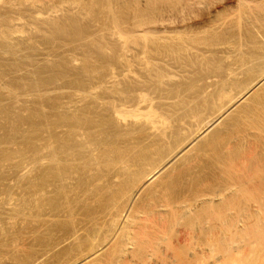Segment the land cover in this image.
<instances>
[{
	"label": "bare ground",
	"instance_id": "1",
	"mask_svg": "<svg viewBox=\"0 0 264 264\" xmlns=\"http://www.w3.org/2000/svg\"><path fill=\"white\" fill-rule=\"evenodd\" d=\"M109 2L108 5L112 6ZM224 2L228 3L229 8H223V11H220L223 12L221 15L211 20L203 30L196 31L197 38L188 36L187 40L180 41L177 45L178 48L174 46L177 49L176 54H178L177 57L175 56L176 58L178 56L181 58L180 55L183 52L185 53L186 50L192 52L202 50L206 54L207 52L211 54L221 53L222 57L225 56L222 61L227 58L232 61L226 60L231 62L228 66V62H224L227 63V68H225L226 70L223 69L225 72L222 73L220 72L222 69L219 70L220 65L216 66L218 68H215V72L218 73L213 72L215 75H211H213L212 79H217L212 81L210 85L204 86L199 95L197 94V97L203 100L198 99V102H195L197 99L194 98L195 100L191 101L195 104L190 102L186 108H183L184 115L176 120L178 122L176 126H181L180 123L188 125L190 121L185 122V119L188 118L193 121L199 120V123L191 133L183 127H181V132H177L180 128L175 129L174 132L171 131L170 133L173 132L174 135L176 132L178 137L173 138L169 135L170 138H173L171 139L173 146H171V149L168 148L170 151L167 153L164 151L165 155L159 156L164 152H162L163 149H158V146L162 147L161 144L168 142L169 139L166 140L167 142L165 141V138L168 137L166 132L171 127L170 123H173V117L177 115L172 112L171 115H168L170 113L168 109H171L168 107L167 110L165 109L168 112L167 114H163L165 112L157 113L152 102L147 100L150 99L147 88L152 89L154 87L153 89H155L160 83L162 84L165 78L173 77L174 73L170 71L167 74L162 75L159 73L153 77L147 74L149 79L144 78L147 81L145 85L143 83L146 88L136 89L138 91H135L134 98H122L116 103L109 99L112 104L109 103L110 106L105 107V111H102L103 113L100 116L94 114L95 112L91 108L80 110L76 109L77 106H74V108L72 105L65 104L61 109L63 112L59 114L57 106L53 107L54 113L51 115L49 126L50 142L48 143H50V184L53 186L50 185L52 187L50 193H53L52 195L55 198L50 195L52 196L50 197L52 198L50 199V208L56 213H64L66 217L71 215L70 217L73 219L74 203L83 202L84 197H81L91 193L87 188L85 189V186L82 187L83 189L80 188L84 185V182H90L82 179L84 177L83 171L86 168L90 169L93 166L99 168V166H102L104 171L108 172H103L104 175L109 174L110 176L108 183L107 179L103 182L109 184L111 189L114 186L112 184L114 181L120 183V190L117 191L116 189L115 191L117 192L118 201L116 203L111 201L112 204L110 203V223L106 225V221V224H96L94 219V223L90 219L92 223L91 226L88 223V229L91 228V231L87 232L90 239L87 248L89 251L86 249V253L81 252L85 254L80 255L81 257L78 256L79 259L77 261L76 258L77 262L74 264H97L101 260L102 256L100 254L103 252L106 254L109 252V256H106V254L105 256L110 260L113 259L116 264H226L231 261L233 255L242 252L241 250L236 251L238 248H235V243H241V239L246 234L245 231L248 230L250 233L253 231L251 229H255L259 223L261 224L262 218H264V0H146L147 5H150V7L160 5L159 13L154 20H151L152 17L150 16L148 23L140 26L136 32L142 36L144 35V37L147 36V39L156 40L161 34L169 35V33L174 32V29H184L185 26L196 20L197 12H203L206 14V18H210V11ZM117 34L120 35V33ZM121 35L124 36L122 33ZM130 35L128 36L129 39L127 38L128 40L126 37L121 36L122 38H120H124V41L120 40L122 41L121 44L114 47L117 48L115 53L117 60H122V58L125 60V56L130 52L128 47L130 48L129 45L131 43L133 45L135 42L133 37L130 40ZM164 38L165 36H161L159 40L166 41L170 37ZM224 40L226 41L224 42ZM156 42L161 41L157 39ZM161 43L164 45L165 42ZM203 47L205 51H203ZM148 48L152 47L149 46ZM167 49L165 47V51ZM133 51L135 52L136 49ZM142 51H145V49ZM141 52L139 54H142ZM171 54L169 53V55ZM133 56L136 58V54ZM216 56L219 55L216 54ZM175 57H171V59L174 60ZM160 60H162V57ZM218 61L216 59L215 62ZM220 62L218 63L221 64ZM130 66L126 71L127 73L131 71ZM209 67L208 69H210ZM121 69L123 70L122 66ZM218 77H220V81ZM145 103L148 104L144 112L141 105ZM191 104H194V106L192 107ZM75 110L82 111L80 112L82 115L80 113V115L76 114ZM173 126L175 125L173 124ZM173 126L170 130L173 129ZM134 134L138 136L133 137ZM155 148L160 150L159 154H156ZM91 173L95 175L93 171ZM100 173L99 175H101ZM97 177H94L97 181L94 180L93 184L101 186L102 181ZM104 178H108V176H104ZM210 184H213V187ZM179 185H182L185 190H181L182 194L178 190L180 196L174 195L176 197H173L172 192ZM188 185L191 187H188ZM195 185L208 186L211 189L204 188L205 191H202L203 189L200 191L201 188L199 187L200 189L194 190L195 187L193 186ZM92 187L95 188L93 185ZM78 188L82 191L85 189L84 191H88V193L85 192L82 195L84 192H81L79 193L81 195H77L76 191L80 192ZM91 189L94 192L96 191L93 188ZM111 189H108L107 185V191ZM73 191L76 196H81V201L73 200L70 196V193L74 194ZM94 192H92L93 196H87L93 198ZM101 192H99L100 194L97 193V198L98 195H102L103 192ZM108 193L106 192V194ZM112 193L115 194L111 192V197L113 196ZM87 196H85L86 200ZM59 201L62 204L58 203ZM87 202L85 201V203ZM242 202L243 205H246V208L244 209L245 206H241L240 209L244 210L235 211V213L233 212L234 216H229L231 210L228 209L237 210L239 206L237 209L232 206L235 204L242 205ZM88 204H86V207ZM82 207L84 209L85 205H81V209ZM75 210L74 212H76ZM77 211L79 210L77 209ZM52 214L51 216L54 218ZM192 214H200L199 216H193L195 217L193 220L197 219V222L192 228L197 233L195 232V234L192 231L193 229L190 230L191 227L188 226L190 229H186L190 231L182 228L183 231L176 232L174 238L177 243H183L185 247L187 245L185 255L183 256L178 252L176 246L177 249L175 248L174 251L169 250V252H167L168 249L166 250L167 247H164L166 252L163 253L161 247L165 243L164 241L162 244L164 236L166 234L173 235V233L167 232L168 229L171 230L173 225L175 227V224L180 223ZM75 218L76 216H74ZM185 220L188 221V219ZM189 221L192 222L191 219ZM193 222L195 223V221ZM259 227L261 226L259 225ZM102 231L105 234L104 237ZM100 232L102 241L98 239ZM242 232L244 234L241 236ZM73 233L72 237H77L76 232ZM91 233L93 235L90 238ZM198 233L199 235H197ZM232 233L236 234V238L239 236L237 233H240L241 239H237L238 243L233 241L234 237V239H230L233 236ZM251 233L253 234V232ZM260 240H257L260 241V244L258 242L257 245L255 244L257 241L250 242V244L247 240L249 246L246 248V254H244L246 255L245 260H247H244L245 264H264V237ZM172 246H170L171 249ZM80 247L82 248V246ZM232 250L236 253H232ZM109 262L112 263V260L107 263Z\"/></svg>",
	"mask_w": 264,
	"mask_h": 264
},
{
	"label": "rangeland",
	"instance_id": "2",
	"mask_svg": "<svg viewBox=\"0 0 264 264\" xmlns=\"http://www.w3.org/2000/svg\"><path fill=\"white\" fill-rule=\"evenodd\" d=\"M108 1H110L109 4L112 6L108 5ZM146 5V0H141V2L140 0H0V264L76 263L79 259L77 257L85 254L88 248L90 240L88 233L91 231V228H89L90 230L88 229V225L90 224L91 226L92 223L90 221L94 219L96 224H106L107 221L106 225H108L111 221V217L109 216L111 215L109 214L110 203L112 204V202L116 203V201H118L116 197L117 192L115 191L116 189L117 191L120 190V183L114 181L112 183L114 186L111 189L109 184L103 182L107 179L106 181L108 183L110 176L109 174L104 175L103 173L108 172L104 171L102 166H99L100 169L93 166L90 168L91 170L86 168L83 171L84 177L82 178V174L81 178L83 181L88 180L90 182H84V185L80 188H84L85 186V189L87 188L91 193L94 192L91 188L96 190L94 192L96 195L93 197L94 200L92 197H89L93 196V193L92 195L91 193L84 195L86 191H84L85 189L82 191L83 188L81 190L78 188L80 192H77V189V191L74 190L78 193L77 195H81L79 193L84 192L82 194L84 196L82 197L76 196L74 191V194L70 193L73 200L79 201L84 197L82 200L83 202L79 204L74 203L73 214L76 216L75 219L73 214L72 219L70 217L71 215L66 217L64 213H56V211L50 208V199H52L50 197L53 196L50 190L53 186L50 184V143L48 142H50L49 126L51 115L54 113V106H57L56 108H58L59 114L63 112L61 109L63 105L65 106L66 104L72 105L73 107L77 106L76 109L78 108L80 110L91 108L92 111L95 112L94 114L100 116L105 111V107H109V103L112 104L111 101L116 103L122 98H134L136 89L146 88L144 85L147 80L145 79H149V76L153 77L159 73L163 75L170 71L174 73L173 77L169 76V78H165L162 84L160 83L155 89H153L154 87H152V89L147 88L149 90L148 96L150 97V99L147 100L152 102L153 108L157 113L165 112L163 114H167L170 112L168 115L176 113V117L172 116L173 123H170L172 127L173 124L176 126L178 123L176 120L184 115L183 108H186L187 104L189 105L190 102L194 103L191 100L197 99L195 102H198L199 97L197 96L204 89V86L210 85L212 81L217 79H212L213 75L218 73L215 72V68H218L216 66L220 65L219 70L221 68L222 70H220V72L222 73L225 72L223 69L231 64L230 61L232 60H230V58L222 61L225 56L222 57L221 53H216L219 55L217 57L216 54L213 53H203L201 49H199L201 50L199 52L186 50L185 53L183 52L184 55L183 53L180 55L182 56L181 58L179 56L176 58L178 55L176 54V48H178L177 45L180 41L187 40L188 36H190V38H197L195 32L203 30L211 20L221 15L223 12L220 11H223V8L228 9V3L224 2L213 8L209 13L211 14L210 18H206V14L203 12H197L198 14H196L198 16L196 20L188 24V26H185L184 29H174V32L169 33V35H159L157 39L158 41L165 42L164 45L161 42H156L157 39H147V36L144 37V35L142 36L136 32V30H139L140 26L148 23L149 18L152 17L151 20H154L159 13L158 10L160 9V5L158 7H150V5H147L149 6L147 7ZM217 12H219V14H217ZM34 14L36 15L34 16ZM116 32L120 33V35L121 33L124 34V36H121L126 37V39H129L128 36L132 33L130 35V40L134 38L135 44L133 43L132 45L131 43L129 45L130 48L128 47V49H130L128 54L130 56L132 54L131 58H129L130 56L127 54L125 60L124 58H122V60H117L115 54L117 48L114 47L117 46V44L119 46L121 42L124 41V38L121 39L122 37L120 35L118 36ZM161 36L170 38L166 41H162L159 40ZM225 41L226 40H224V42ZM136 44L137 46H135ZM149 46L152 48H148ZM137 47L142 49H138ZM165 47L169 50L167 49V51H165ZM172 48L174 49L173 51ZM134 49H136V53L133 51ZM144 49L145 51H142ZM202 49L205 51L204 47ZM98 50L99 52L102 51L99 53ZM137 50L140 51L138 52ZM140 52L142 54H139ZM168 52L171 55H169ZM134 54H136L137 59L133 56ZM144 54L146 55L142 56ZM169 56L172 58L176 57L172 60ZM202 56L208 57L205 58ZM161 57L162 60H160ZM216 59L217 61L219 60L218 62L221 60L220 63L222 65L215 62ZM228 59L230 60L229 62L226 61ZM203 60L206 65L203 63ZM225 61L228 62V64L226 63L227 66L224 63ZM211 62L214 63L212 64ZM131 63L133 64L131 65ZM185 63L186 65H184ZM208 64H210L209 66L211 67H209ZM129 66L131 73L126 72ZM207 66L211 70L208 69ZM199 68L201 73L199 72ZM213 72L215 73L213 74ZM122 74L124 75L122 76ZM218 80L220 81V77H218ZM109 99H111V101ZM201 99L202 98L199 100ZM75 103L78 104L75 105ZM147 104L148 103L141 105L144 112L147 109ZM194 104H191L192 107ZM167 107L171 108L168 109V112L166 111ZM70 110H72V108H70ZM75 111L76 114L82 112ZM80 114L82 115V113ZM187 120L191 122H188V125L180 123L181 126H173L172 130H170V127L166 132V136L168 134V137L165 138V141L169 139L168 142L166 141L167 143L161 144L164 148L159 147V145L158 149H163L162 152L166 151V153L170 151L169 149L173 146V141L171 139L177 136L176 132L175 135L173 134L175 129L178 130L180 128V130L176 131L181 132V127H183L185 129L187 128V131L191 133L194 128H197L199 120L193 121L188 118L185 119V122H187ZM171 131L173 132L170 133ZM189 133L186 134L188 135ZM136 135L134 134L132 136L134 137ZM169 135L173 138H170ZM156 149L157 148L154 149L156 154H159L160 150ZM166 153H161L162 155L160 154L159 156H163ZM156 156L158 157V155ZM87 169L88 171H86ZM91 171H93L95 175L91 173ZM99 172H101V175H99ZM91 174L94 176L92 177ZM104 176H108V178H104ZM94 177L100 178V181H102L100 184L101 186L93 184L94 180L97 181ZM91 184L95 186V188L92 187ZM50 185L52 187H50ZM86 185H91V188ZM107 185L108 189L114 190L107 191ZM210 185L213 187V184ZM96 186L97 189L99 187L98 191ZM179 186L172 192L173 197L177 195L179 197V191L180 194H182V191L185 190L182 185ZM201 186L202 185H195L193 187H195L194 190L201 188L200 191L202 189V191H205L204 188H208V186ZM188 187L191 186L188 185ZM104 189H106V191H104ZM88 191L86 193H88ZM99 192H101L102 195H98L97 198V193L100 194ZM106 192L109 193L106 194ZM111 192L115 193H112L115 197H111ZM85 196H87L88 202ZM107 197L108 199L111 197V199L108 200ZM53 198H55V196H53ZM85 201L87 203H85ZM58 203H61V201ZM103 203L107 206L103 205ZM83 204L85 207L86 204H88L86 209L85 207L81 209V205L84 206ZM238 206L239 208L237 209ZM241 206H245L244 209L246 208V205H243L242 202V205L235 204L232 206L237 210L232 207V209H228L231 210L229 216H234L235 211L244 210L242 208L240 209ZM77 209L79 211H77ZM74 210L76 212H74ZM50 213L54 218H52ZM58 213L59 215H57ZM199 215L200 214H192L190 217L185 218L188 219V221L184 219L185 222L182 220L178 223L181 226L175 224V227L174 225L172 226V231L168 229L169 231L167 232H171L173 235L166 234V236H164L165 240L163 239L162 244L164 241L165 243L161 247L163 253L166 252L167 249V252H169V250L174 251L175 248L178 247V249L176 248L177 251L183 256L185 255L187 245L185 247L183 243H177L174 239L176 236L175 233L189 227H191V229L189 228L190 230L193 229L192 231L197 233V231L192 228L197 222V219L193 220V218H195L193 216ZM190 219L192 222L195 221V223L193 222V224L190 222ZM262 223L263 225H261ZM261 224L259 223L261 227L257 225V228L260 230H255L257 229L256 227L255 229H251L253 231L250 230L253 234L251 232L249 233L248 230V232L245 231L246 234L248 233L247 235L242 232L241 236L242 234L245 236H243V239L240 238V233H237V235H239L237 238L234 233H232L233 236L230 235L232 236L230 239L232 240L234 237L235 239L233 238V241L237 243L239 242L237 241L238 238L242 240H240L241 243H235V248H238L236 251L241 250L243 253L237 251L239 253L231 257V261H229L231 263L228 262L226 264H245L244 260L246 255L244 254H246V248L249 246L248 242L254 243L258 239L260 240L264 237V218H262ZM167 227L169 228V226ZM189 229H186V231H190ZM73 232H78L77 234L75 233L77 237H72V234L74 235ZM92 235L93 233L90 234V238ZM103 235L105 234L102 231V236ZM197 235H199V233ZM102 236L100 232L98 239L101 241ZM260 241H257L255 244L257 245L258 242L260 244ZM169 244L170 246L173 244L176 245H173L174 247L172 246L171 249ZM80 246H82V248ZM164 247H167L166 250H164ZM233 250L231 252L236 253L233 252ZM87 251L89 250L87 249ZM157 253L159 254L160 252ZM105 254L104 252L100 254L102 258L97 264H116L113 259H111L112 263H107L111 260L106 257L107 255L109 256V252L106 256ZM105 258L108 261H105Z\"/></svg>",
	"mask_w": 264,
	"mask_h": 264
}]
</instances>
